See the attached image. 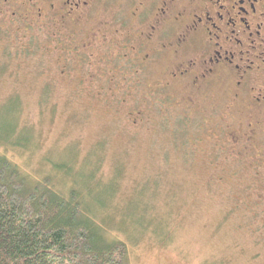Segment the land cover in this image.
I'll use <instances>...</instances> for the list:
<instances>
[{
  "label": "rangeland",
  "instance_id": "374dc122",
  "mask_svg": "<svg viewBox=\"0 0 264 264\" xmlns=\"http://www.w3.org/2000/svg\"><path fill=\"white\" fill-rule=\"evenodd\" d=\"M94 10L72 27L74 48L100 32L99 20L113 30L131 11ZM42 12L19 33L0 34V155L33 185L47 180L64 192L84 179V206H103L94 219L117 224L107 230L125 245L123 264H264V160H254L256 148L241 158L227 147L223 102L210 111L198 99L191 110L176 84L158 86L172 61L165 55L151 65L101 64L92 47L83 65L75 56L62 65L52 35L61 22ZM131 216L156 234L140 236Z\"/></svg>",
  "mask_w": 264,
  "mask_h": 264
},
{
  "label": "flooded vegetation",
  "instance_id": "af4514ba",
  "mask_svg": "<svg viewBox=\"0 0 264 264\" xmlns=\"http://www.w3.org/2000/svg\"><path fill=\"white\" fill-rule=\"evenodd\" d=\"M48 3L0 0V34L19 33L28 19L43 17V8L56 12L61 22L54 28L60 30L54 34L53 30L52 35L64 54L62 65L74 56L83 65L94 58L93 52H87L92 47L100 48L103 58L96 62L101 64L131 61L151 65L158 56H169L167 81L158 86L176 84L178 96L184 97L191 110L198 99H208L210 111H215L217 100L223 102L226 124L221 129L227 147L238 148L236 156L241 158L256 148L255 153L260 154L254 160H264V0H63L60 7ZM117 5L131 9L128 19L121 18V26L110 30L99 20L100 32H92L73 47L75 24L89 20L96 8ZM20 22L23 27H18ZM137 22L139 28L134 26ZM261 212L264 214V208Z\"/></svg>",
  "mask_w": 264,
  "mask_h": 264
},
{
  "label": "trees",
  "instance_id": "16d2710c",
  "mask_svg": "<svg viewBox=\"0 0 264 264\" xmlns=\"http://www.w3.org/2000/svg\"><path fill=\"white\" fill-rule=\"evenodd\" d=\"M76 182L64 192L47 180L33 185L17 164L0 155V264L124 263L125 245L107 230L117 224L94 219L103 206H84L90 202L86 182ZM133 218L140 236L150 229L156 234L143 216Z\"/></svg>",
  "mask_w": 264,
  "mask_h": 264
}]
</instances>
